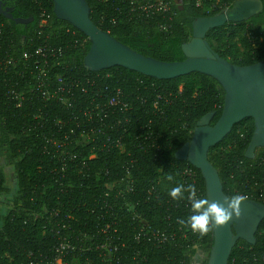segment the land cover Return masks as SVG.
<instances>
[{"label":"trees","instance_id":"16d2710c","mask_svg":"<svg viewBox=\"0 0 264 264\" xmlns=\"http://www.w3.org/2000/svg\"><path fill=\"white\" fill-rule=\"evenodd\" d=\"M134 1L86 0L100 29L143 56L172 63L184 60L181 46L190 41L196 18L215 16L237 0H183L181 6L169 0L170 20L161 14L151 19L129 14ZM260 1V15L209 33L211 49L233 65L264 61V0ZM9 5L14 18L33 22L16 24L0 14V264H45L54 256L57 242L75 243L85 236L87 243L110 224L111 236L124 244L123 264H191L200 252L208 257L212 231L201 238L181 225L179 221L191 215L190 204L174 201L168 193L177 183L194 184L205 198L200 172L174 155L189 142L202 117L214 113L210 126L217 122L223 107L221 86L196 73L159 81L118 67L87 71V38L55 18L50 0H15ZM41 12L47 23L40 28ZM162 27H170V32ZM39 48L47 54L45 78L53 86L71 89V107L33 92ZM10 89L24 95L19 107L8 97ZM116 89L122 91L126 109L108 108L105 116L94 120L83 116L92 100L103 104ZM89 128L94 133L88 142L82 141L80 134ZM253 131V120H245L210 150L208 159L227 197L245 195L258 202L249 179L257 177L264 148L256 150L253 160L246 158ZM185 166L194 172L193 180L182 174ZM128 179L133 192L126 191ZM121 190L124 195L119 197ZM263 227L264 220L254 246L237 242L229 264H242L243 258L261 252L258 233ZM147 232L174 236L158 246ZM82 257L79 264H85Z\"/></svg>","mask_w":264,"mask_h":264},{"label":"water","instance_id":"95a60500","mask_svg":"<svg viewBox=\"0 0 264 264\" xmlns=\"http://www.w3.org/2000/svg\"><path fill=\"white\" fill-rule=\"evenodd\" d=\"M13 1L0 0V14L16 24L33 22V18H14L10 8H3V2ZM50 1L55 18L68 23L87 38L89 50L83 59V67L87 71L99 72L118 67L159 81L196 73L217 81L224 92L219 119L210 126L215 114L208 113L202 117L189 142L174 156L177 161L185 162L200 172L206 199L221 204L230 201L232 198L224 193L220 176L208 155L247 119L253 120L254 131L246 158L253 160L256 150L264 148V61L244 67L233 65L211 49L208 36L211 31L229 23L238 24L260 15L263 12L262 2L237 0L215 16L196 18L191 24L190 41L181 46L184 60L168 63L143 56L100 29L90 17L86 0ZM263 220L264 204L251 199L242 201L239 217L212 231L213 244L207 264H229L238 241L254 246Z\"/></svg>","mask_w":264,"mask_h":264},{"label":"built area","instance_id":"2783aa9c","mask_svg":"<svg viewBox=\"0 0 264 264\" xmlns=\"http://www.w3.org/2000/svg\"><path fill=\"white\" fill-rule=\"evenodd\" d=\"M131 4L133 5V7L129 14L134 13L135 16L145 17L146 19H151L152 17L161 14L169 20L171 19L169 0H135ZM217 5L219 4L216 3L211 6L212 8H215ZM222 7L225 6L222 5ZM46 23L47 15L45 14V12H41V14L39 15L38 26L41 28L45 26ZM112 24H116V21H113ZM161 29L166 33L170 32V27H162ZM47 53L55 56V53L53 51H47ZM35 55L36 57L39 56L41 59H36L34 61L35 70L32 71L34 79L33 92H36V94L39 95L42 99H58L62 104L67 105V107H71L72 102L69 97V95H72L71 89L66 90L64 87L56 85L53 86V84L48 82L47 78H45L47 70L46 67H48L47 54L45 52V49L39 48L36 51ZM29 57L30 55L24 54V58ZM85 79L87 80V82L90 80L88 79V76H85ZM57 80V82H60L61 78H57ZM60 93H64V96L60 97ZM7 95L16 102V107H19L23 103V101H25L24 95L13 89L8 90ZM121 98L122 91L120 89H116L114 94H112V97L107 101L105 100V103L103 104L94 103L95 101L92 100L90 103V107L82 111L83 116L86 117L87 120H94V118L101 117L102 114L103 116H105L107 114L108 108L121 106L122 108L126 109L128 104L123 102ZM156 104L157 103L155 102L154 106H156ZM92 133H94V129L89 128L87 129L85 134H80V136L82 137V141L88 142V140L91 138ZM119 149L122 150L121 144H119ZM91 158H94V156H91ZM257 168L259 169L256 174L257 177L255 175L251 176V178L249 179V185L251 191L257 195V199L259 200L258 202L264 204V157L260 158L257 161ZM182 174L192 180L195 177L194 172L187 166H185V168L182 170ZM126 181V191L133 192V182L129 179ZM124 191H119L118 196H123ZM130 210L134 212V207H130ZM135 217L138 218V215ZM141 223L143 224V226H145L144 221H141ZM111 228V224L105 225V227L101 229L100 233L94 235L93 237H89V242L87 243H85V240L87 239V237L85 236L77 237L75 239V243L66 241V239L57 242L54 246V256L46 258L45 264H79L78 261L82 257V255H87L82 257L85 264H93L94 261H97L98 264H123L121 251L124 248V244L120 242L119 237L111 236ZM113 233H116V229H113ZM147 235L153 236L154 242L158 246L165 245L174 236V234L167 236L164 233L156 234L155 232H147ZM258 236L261 239L262 245H264V227L259 231ZM83 237H85V239H83ZM135 239L138 238L135 237ZM30 256H32V254H30ZM242 264H264V248L258 254H253L248 258H243Z\"/></svg>","mask_w":264,"mask_h":264},{"label":"clouds","instance_id":"9594fccd","mask_svg":"<svg viewBox=\"0 0 264 264\" xmlns=\"http://www.w3.org/2000/svg\"><path fill=\"white\" fill-rule=\"evenodd\" d=\"M168 180L171 181L172 177L168 176ZM168 195L174 201L187 200L189 202L191 215L186 219H181L179 223L201 238L214 229L224 227L234 217L238 218L240 204L247 199L245 195H236L224 204L215 201L210 202L198 195L194 184L185 186L183 183L172 186Z\"/></svg>","mask_w":264,"mask_h":264},{"label":"flooded vegetation","instance_id":"af4514ba","mask_svg":"<svg viewBox=\"0 0 264 264\" xmlns=\"http://www.w3.org/2000/svg\"><path fill=\"white\" fill-rule=\"evenodd\" d=\"M10 2H3V8L7 9L10 8L11 11H13V8L10 7ZM207 259V255L204 252H200L199 254H196L194 257V260L191 264H205V261Z\"/></svg>","mask_w":264,"mask_h":264},{"label":"rangeland","instance_id":"374dc122","mask_svg":"<svg viewBox=\"0 0 264 264\" xmlns=\"http://www.w3.org/2000/svg\"><path fill=\"white\" fill-rule=\"evenodd\" d=\"M174 3L177 5V6H181L182 3H183V0H173Z\"/></svg>","mask_w":264,"mask_h":264}]
</instances>
